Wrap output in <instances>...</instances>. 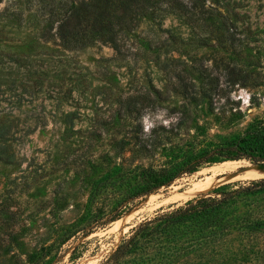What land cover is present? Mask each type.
Instances as JSON below:
<instances>
[{"label":"rangeland","instance_id":"obj_1","mask_svg":"<svg viewBox=\"0 0 264 264\" xmlns=\"http://www.w3.org/2000/svg\"><path fill=\"white\" fill-rule=\"evenodd\" d=\"M60 2L0 0V264H100L140 221L219 196L223 185L264 178H248L261 165L246 160L202 166L104 223L122 196L112 181L264 119V0H204L206 11L192 10L193 20L177 11L141 17L119 36V52L101 41L71 50L44 35ZM233 68L243 77L230 82ZM176 74L210 97L184 98ZM136 123L142 139L158 126L178 125L179 134L159 130L151 156L133 160L116 142ZM195 188L203 189L188 194ZM225 208L220 242L163 259L148 243L142 257L264 264V191ZM90 218H99L97 227L87 226Z\"/></svg>","mask_w":264,"mask_h":264},{"label":"trees","instance_id":"obj_2","mask_svg":"<svg viewBox=\"0 0 264 264\" xmlns=\"http://www.w3.org/2000/svg\"><path fill=\"white\" fill-rule=\"evenodd\" d=\"M189 2L192 3L191 7ZM204 4V0H188V3L184 0H62L58 11L50 10L44 35L58 37L60 44L71 50L101 41L119 52V36L135 27L139 18L157 17L162 12L177 11L188 20H193L194 14L191 11L198 10L203 14L206 11ZM55 22L57 27L52 33ZM176 76L181 81L176 91L187 100L195 102L201 95L210 97L205 92L196 91L193 84L178 74ZM228 76L229 81L233 82L241 79L243 73L233 68L229 69ZM159 130L173 136L179 134L178 125L170 129L158 126L152 129L151 135L142 139L140 136L143 129L140 123H136L131 135L117 141L116 147L120 152L128 147L133 160H142L151 156L159 142ZM238 160L264 165V119L250 124L241 135L201 147L188 146L181 156L167 160L158 168H135L133 173L124 174L121 181H112L111 186L118 183L122 196L113 209V214L104 223L109 224L119 219L139 198L170 185L182 176L193 174L202 166ZM238 183L221 186L219 196L191 200L168 212L140 221L131 228L130 235L121 241L117 249L100 264H143L145 261L148 264L147 260L150 258L142 257L143 248L148 243L154 244V254L163 259L171 252L184 254L195 247L220 242L224 229L229 226L228 220L222 218L227 209L225 207L229 208L240 197L264 191V178L242 182L248 183L247 186L242 183L237 186ZM98 219L90 218L87 226L90 224L89 228L97 227ZM75 227L74 232L86 228L83 224Z\"/></svg>","mask_w":264,"mask_h":264},{"label":"bare ground","instance_id":"obj_3","mask_svg":"<svg viewBox=\"0 0 264 264\" xmlns=\"http://www.w3.org/2000/svg\"><path fill=\"white\" fill-rule=\"evenodd\" d=\"M247 177L248 178H252V179H255V178H260V177H264V167H261V166H258V167H254L253 169H251L248 173H247ZM204 188V187H203ZM203 188H200V189H192L189 191L188 194H191L193 195L192 193L194 192H197ZM195 194V193H194ZM121 224V223H120Z\"/></svg>","mask_w":264,"mask_h":264},{"label":"clouds","instance_id":"obj_4","mask_svg":"<svg viewBox=\"0 0 264 264\" xmlns=\"http://www.w3.org/2000/svg\"><path fill=\"white\" fill-rule=\"evenodd\" d=\"M144 123H145V131H148L153 125H151V124H148V122H147V118H145V120H144ZM167 123V122H166Z\"/></svg>","mask_w":264,"mask_h":264}]
</instances>
